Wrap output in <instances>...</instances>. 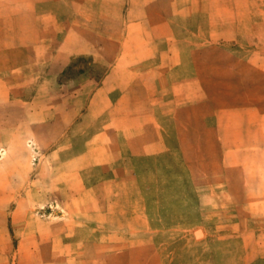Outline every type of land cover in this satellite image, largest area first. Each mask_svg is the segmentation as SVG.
I'll use <instances>...</instances> for the list:
<instances>
[{
	"label": "rangeland",
	"instance_id": "rangeland-1",
	"mask_svg": "<svg viewBox=\"0 0 264 264\" xmlns=\"http://www.w3.org/2000/svg\"><path fill=\"white\" fill-rule=\"evenodd\" d=\"M0 264H264V0H0Z\"/></svg>",
	"mask_w": 264,
	"mask_h": 264
}]
</instances>
